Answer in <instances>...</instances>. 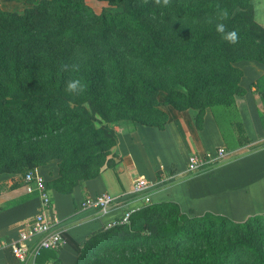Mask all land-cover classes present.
Listing matches in <instances>:
<instances>
[{
    "label": "trees",
    "instance_id": "16d2710c",
    "mask_svg": "<svg viewBox=\"0 0 264 264\" xmlns=\"http://www.w3.org/2000/svg\"><path fill=\"white\" fill-rule=\"evenodd\" d=\"M32 1V0H28ZM37 0L21 12L0 9V173L57 160L45 183L67 193L111 167L114 123L163 127L161 105L213 111L227 149L246 143L236 112L240 60L264 65V27L251 0ZM227 18L221 19L223 12ZM236 31L231 44L216 32ZM66 41L107 50L76 63L32 60L22 51ZM9 57L11 60L9 61ZM162 71L138 77L128 62ZM79 79L86 85L66 92ZM264 102V89L260 91ZM74 264H264V213L232 221L180 211L172 201L146 204L80 242Z\"/></svg>",
    "mask_w": 264,
    "mask_h": 264
},
{
    "label": "crops",
    "instance_id": "0c3cea01",
    "mask_svg": "<svg viewBox=\"0 0 264 264\" xmlns=\"http://www.w3.org/2000/svg\"><path fill=\"white\" fill-rule=\"evenodd\" d=\"M252 17L264 27V0H251ZM241 71L242 96L235 97L236 112L246 143L227 149L226 140L213 111L205 107L197 121L193 108L176 110L161 105L165 113L162 128L118 122L112 125L116 142L110 149L111 167H102L90 179L80 180L67 193L48 187L51 211L56 214L61 243L58 249H39L37 239L22 244L27 248L18 260L6 246L15 242L33 215L39 199L27 193L19 173H0V264H74L80 242L98 229L119 220L122 213L162 201L176 203L182 212L201 215L210 212L232 221L264 213V65L255 60L235 63ZM225 148L222 159L202 170L188 172L189 154L202 155ZM45 183L58 176L57 160L36 166ZM142 177L148 185L132 191V183ZM107 192L113 202L106 211L82 207L85 198Z\"/></svg>",
    "mask_w": 264,
    "mask_h": 264
},
{
    "label": "built area",
    "instance_id": "2783aa9c",
    "mask_svg": "<svg viewBox=\"0 0 264 264\" xmlns=\"http://www.w3.org/2000/svg\"><path fill=\"white\" fill-rule=\"evenodd\" d=\"M224 155L225 148L223 146L202 155L189 154L185 160V170L188 172L202 170L213 162L222 159ZM22 181L26 192L34 193L38 197L40 209L28 223H25V227L19 232L17 240L6 245L18 260L24 259L27 248L22 243L29 239H37L33 253H37L39 249L56 250L61 243L60 234L56 230L58 218L51 211V198L43 177L32 169L22 175ZM147 185L148 181L146 179L138 177L132 183V191H140ZM112 202L113 197L109 193L101 192L93 197L85 198L81 206L106 211ZM131 212L130 210L123 212L119 220L112 223V225L126 223ZM1 246L3 245L0 244Z\"/></svg>",
    "mask_w": 264,
    "mask_h": 264
},
{
    "label": "rangeland",
    "instance_id": "374dc122",
    "mask_svg": "<svg viewBox=\"0 0 264 264\" xmlns=\"http://www.w3.org/2000/svg\"><path fill=\"white\" fill-rule=\"evenodd\" d=\"M37 0H0V9L7 11H16L21 12L24 8L30 7ZM88 3H93L97 8L99 7H107L104 2H99L95 0H86ZM24 57H31L32 60L38 61H51L58 62L56 64H68V63H76L77 61H83L85 59H90L94 55H106L107 50L99 45L86 44L77 45L71 47L66 41L61 42H53L51 45H40L37 47H31L30 50L22 51ZM11 57H9V61ZM132 67L133 73L138 77H152L153 79H158L162 74L157 68H154L150 65L144 66L138 60H131L128 62ZM123 125L131 127L134 125L129 118H125L121 121ZM112 225V224H111Z\"/></svg>",
    "mask_w": 264,
    "mask_h": 264
},
{
    "label": "clouds",
    "instance_id": "9594fccd",
    "mask_svg": "<svg viewBox=\"0 0 264 264\" xmlns=\"http://www.w3.org/2000/svg\"><path fill=\"white\" fill-rule=\"evenodd\" d=\"M155 3L160 4L161 0H155ZM169 3H170V0H163L164 6H168ZM227 15H228V13L225 11L221 14L220 18L225 19V18H227ZM216 32H217V34L221 35V38L223 40H226L231 44L237 43V40H238L237 32L234 30L226 32V26L223 23H218L216 25ZM64 67H67V66L64 65ZM78 86L81 87V91H83L84 88H86V85H81V81L79 79H73V80L68 82L66 92H69V93L75 92L76 89L78 88Z\"/></svg>",
    "mask_w": 264,
    "mask_h": 264
}]
</instances>
